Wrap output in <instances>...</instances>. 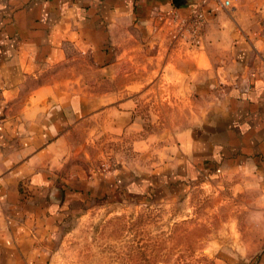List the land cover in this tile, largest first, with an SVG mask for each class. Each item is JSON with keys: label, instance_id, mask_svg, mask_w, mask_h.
I'll use <instances>...</instances> for the list:
<instances>
[{"label": "crops", "instance_id": "obj_1", "mask_svg": "<svg viewBox=\"0 0 264 264\" xmlns=\"http://www.w3.org/2000/svg\"><path fill=\"white\" fill-rule=\"evenodd\" d=\"M193 2L0 0V264H49L59 185L90 187L59 171L91 121L161 132L155 173L229 186L256 237L225 264H264V0L211 4L200 45L184 24ZM147 136L135 148L149 152Z\"/></svg>", "mask_w": 264, "mask_h": 264}, {"label": "rangeland", "instance_id": "obj_2", "mask_svg": "<svg viewBox=\"0 0 264 264\" xmlns=\"http://www.w3.org/2000/svg\"><path fill=\"white\" fill-rule=\"evenodd\" d=\"M260 30L264 37V25ZM256 47L264 49V41ZM147 133L154 134L155 146L149 152L135 148ZM163 139L161 132H97L95 121L90 132H74L59 177L73 174L90 187L83 194L74 184L65 196L59 185L61 216L49 264H225L228 254H243L241 237L256 233L241 229V202L208 173H155Z\"/></svg>", "mask_w": 264, "mask_h": 264}, {"label": "built area", "instance_id": "obj_3", "mask_svg": "<svg viewBox=\"0 0 264 264\" xmlns=\"http://www.w3.org/2000/svg\"><path fill=\"white\" fill-rule=\"evenodd\" d=\"M194 5L189 16L185 19V28L190 26V32L194 33L192 40L196 45H200V32L205 19L206 12L210 11V5L215 4L220 8H231L233 0H194ZM189 18V19H188Z\"/></svg>", "mask_w": 264, "mask_h": 264}]
</instances>
